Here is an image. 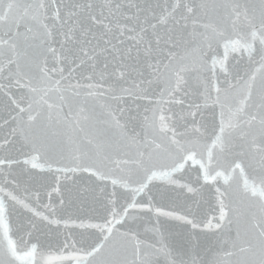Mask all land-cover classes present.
I'll list each match as a JSON object with an SVG mask.
<instances>
[{
  "label": "snow or ice",
  "instance_id": "6c2138e0",
  "mask_svg": "<svg viewBox=\"0 0 264 264\" xmlns=\"http://www.w3.org/2000/svg\"><path fill=\"white\" fill-rule=\"evenodd\" d=\"M0 264H264V0H0Z\"/></svg>",
  "mask_w": 264,
  "mask_h": 264
}]
</instances>
